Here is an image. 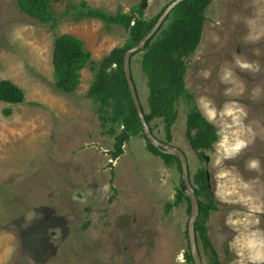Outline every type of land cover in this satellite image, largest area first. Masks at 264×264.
Here are the masks:
<instances>
[{
	"label": "rangeland",
	"instance_id": "374dc122",
	"mask_svg": "<svg viewBox=\"0 0 264 264\" xmlns=\"http://www.w3.org/2000/svg\"><path fill=\"white\" fill-rule=\"evenodd\" d=\"M171 1L53 2L52 11L61 19L51 28L23 12L18 0H0V80H12L26 94L23 103L0 101V264H178L181 250L186 261L187 203L165 211L166 202L175 199L182 176L177 164H165L142 136L124 143L123 154L114 158V138L104 132L96 104L86 95L95 72L90 65L82 69L78 88L67 94L55 85L52 63L54 39L60 34L82 38L97 62L128 37L124 27L65 14L72 3L137 16L133 8L141 4L149 20ZM205 15L200 44L185 58V82L193 99L182 96L177 102L178 118L170 141L161 119L151 124L161 142L185 151L191 180L200 168L209 173L218 209L210 212L206 222L208 235L220 261L232 264L235 253L230 242L239 236V246L253 229L264 230V215H249L245 203L225 202L236 201V193L218 195L243 181L250 188H239V195L264 202V35L254 39L264 33V0H212ZM16 29L21 39H13ZM142 53H135L131 63L137 92L148 111ZM236 59L258 64L259 71L241 70ZM227 69L233 72L232 83L221 82ZM205 70L211 73L208 78ZM227 88L232 89L230 95H225ZM202 96L213 100L217 108L236 100L248 113L244 119L251 129L248 147L220 165H216L214 144L201 159L187 136L188 113L191 107L201 112L197 100ZM6 108L12 109L10 115L3 112ZM226 119L218 117L213 122L216 131ZM251 158L261 161L260 171L246 169ZM224 169H231V175L218 181L216 173ZM162 178L167 179L166 185ZM218 183L225 189H218ZM105 184L109 186L106 193L102 191ZM230 215L238 221L233 227L225 223ZM198 246L207 264L201 241Z\"/></svg>",
	"mask_w": 264,
	"mask_h": 264
},
{
	"label": "trees",
	"instance_id": "16d2710c",
	"mask_svg": "<svg viewBox=\"0 0 264 264\" xmlns=\"http://www.w3.org/2000/svg\"><path fill=\"white\" fill-rule=\"evenodd\" d=\"M60 1L63 0H18L17 3L27 15L54 28L61 18L52 11V3ZM211 2L212 0L180 2L140 50L143 52L141 68L148 77L149 87V110L143 107L145 117L153 133L155 128L151 124L152 121L161 119L164 122L167 141L171 140L172 125L178 118L177 102L182 96L189 100L193 99L185 82L188 65L185 58H189L200 44L206 17L205 10ZM170 3L149 20L143 16L141 4L133 8L135 12L138 10L137 16L134 12L109 14L89 6L86 2H82L81 5L72 3L65 14L72 12L78 20L94 17L107 24L124 27L128 31V37L124 45L114 47L101 61L97 62L92 59L91 52L86 49L82 38L69 33L60 34L54 39L52 63L55 85L67 94L74 93L78 88L82 69L90 65L95 72L86 95L96 104V113L101 120L104 132L114 138L111 152L114 158L123 154L124 143L129 142L132 137L142 136L146 139L149 150L159 155L168 166L177 164L182 173L178 156L165 153L155 147L145 135L123 68L124 54L127 49L136 45L151 30L162 11ZM25 99L26 94L22 87L9 79L0 80V101L19 104ZM3 112L5 115H10L12 109L6 108ZM186 132L190 144L199 150L201 159L204 151L211 149L218 139L215 125L209 123L197 107L190 108ZM191 181L200 207L196 221L198 244L199 241L202 242L203 252L209 259L207 264H223L209 238L206 225L210 212L218 209L207 179V170L198 169ZM176 191L175 199L166 202L165 211L168 213L174 206L186 202L187 211L191 213L190 198L185 192L186 186L182 176ZM185 256L188 264H195L190 246Z\"/></svg>",
	"mask_w": 264,
	"mask_h": 264
},
{
	"label": "clouds",
	"instance_id": "9594fccd",
	"mask_svg": "<svg viewBox=\"0 0 264 264\" xmlns=\"http://www.w3.org/2000/svg\"><path fill=\"white\" fill-rule=\"evenodd\" d=\"M264 33L257 34L254 39L259 40L260 36ZM22 34L16 29L13 32V39H21ZM236 65L245 71H259V65L249 62L247 60L236 59ZM204 77L208 78L211 73L207 70L204 71ZM221 82L232 83L233 72L231 69L224 71L221 76ZM232 92L231 88L225 89V95H230ZM197 106L201 109V114L209 122L213 123L218 117L227 118L223 126L217 131V141L214 143V147L218 153L216 159V165H220L225 160H232L238 157L249 145L250 140L247 138V133L251 129L244 124V119L248 113L245 107L239 104L236 100L226 101L225 104L217 108L215 102L208 97H200L197 100ZM246 169L252 171L261 170V161L258 158H251L245 163ZM231 175V169H224L216 173V179L219 181L221 178L228 177ZM162 185L167 184V179L161 180ZM218 189H225V185H217ZM239 188L248 190L250 185L247 182L241 181L238 188L234 185L232 189H228L224 192H218V195L231 197L234 193L237 194V200L225 199L226 203H245L249 206V215L261 214L264 215V202L256 203V197L251 195L243 196L239 195ZM109 186L105 184L102 191L107 192ZM171 198V196L169 197ZM226 225L233 227L238 223L237 220L231 218V215L225 221ZM259 217L255 220V224L259 225ZM241 238L238 236L233 242H230V250L235 253V259L232 264H264V230L258 227L253 229L243 240V243L236 246ZM178 264H186L184 252H181L176 257Z\"/></svg>",
	"mask_w": 264,
	"mask_h": 264
},
{
	"label": "water",
	"instance_id": "95a60500",
	"mask_svg": "<svg viewBox=\"0 0 264 264\" xmlns=\"http://www.w3.org/2000/svg\"><path fill=\"white\" fill-rule=\"evenodd\" d=\"M182 1L184 0H173L162 11L161 15L159 16V18L157 19L156 23L153 25L151 30L135 46L127 49V51L124 54L123 68H124L125 77L128 83V87L131 93V97L134 102L138 116L141 120L145 135L155 147L159 148L165 153L175 154L176 156H178L180 160V165H181V170H182V179L186 186L185 192L187 196L190 198V203H191L190 219L188 221V226H187L190 252L192 254L195 264H204L203 258L200 254L201 252L199 250L197 234H196V221H197V218L200 212L199 199H198V196L195 192L194 186L191 181L188 156L185 153V151L182 150L181 148H177L167 143L161 142L150 129V126L145 117L142 102L137 92V88H136L135 81L133 78L132 63H131L133 54L139 52L145 46L147 41L157 32V30L162 25V23L165 21L166 17L172 11V9ZM195 150H197V148H195ZM206 160H209V158L207 157ZM207 174L209 178V173Z\"/></svg>",
	"mask_w": 264,
	"mask_h": 264
},
{
	"label": "flooded vegetation",
	"instance_id": "af4514ba",
	"mask_svg": "<svg viewBox=\"0 0 264 264\" xmlns=\"http://www.w3.org/2000/svg\"><path fill=\"white\" fill-rule=\"evenodd\" d=\"M207 179H208V181L210 180V179L208 178V174H207Z\"/></svg>",
	"mask_w": 264,
	"mask_h": 264
}]
</instances>
